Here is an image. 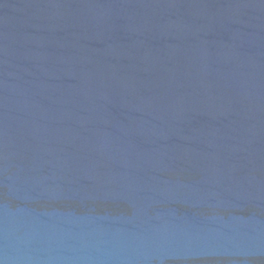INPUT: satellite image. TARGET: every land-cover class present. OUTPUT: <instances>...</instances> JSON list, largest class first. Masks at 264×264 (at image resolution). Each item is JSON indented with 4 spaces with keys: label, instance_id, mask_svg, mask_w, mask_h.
Instances as JSON below:
<instances>
[{
    "label": "water",
    "instance_id": "95a60500",
    "mask_svg": "<svg viewBox=\"0 0 264 264\" xmlns=\"http://www.w3.org/2000/svg\"><path fill=\"white\" fill-rule=\"evenodd\" d=\"M0 264H264V0H0Z\"/></svg>",
    "mask_w": 264,
    "mask_h": 264
}]
</instances>
